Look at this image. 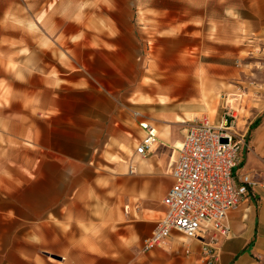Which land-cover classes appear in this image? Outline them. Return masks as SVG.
<instances>
[{"label": "rangeland", "instance_id": "374dc122", "mask_svg": "<svg viewBox=\"0 0 264 264\" xmlns=\"http://www.w3.org/2000/svg\"><path fill=\"white\" fill-rule=\"evenodd\" d=\"M191 4L194 7L189 0H0V235L37 232L41 217L53 218L56 206L73 199L81 188L86 194L98 191L101 177H110L112 185L122 178V185H132L136 173H129L128 165L141 137L132 99L120 104L127 112L122 137L113 144L88 146L85 163L93 169L82 168V163L74 167V162L63 172L52 159L62 141V124L88 110V83L97 69L107 68L92 58L110 55L119 62L110 73L120 69L127 94L152 69L176 63L174 42L192 65L230 57L236 66L262 68L264 0ZM188 8L194 13L187 31H171L170 20H182ZM104 13L110 15L107 33L112 44L98 49L92 45L98 33L93 24ZM221 111L219 107L216 123ZM236 120L237 115L234 129L242 134ZM119 197L122 209L140 199L139 194L112 191V201Z\"/></svg>", "mask_w": 264, "mask_h": 264}, {"label": "crops", "instance_id": "0c3cea01", "mask_svg": "<svg viewBox=\"0 0 264 264\" xmlns=\"http://www.w3.org/2000/svg\"><path fill=\"white\" fill-rule=\"evenodd\" d=\"M189 1L191 7V3L198 6L202 2ZM190 8L182 20H170L171 31H187L194 13ZM211 11V16L217 15L216 9ZM100 18H93L98 33L92 45L109 49L110 15L104 13ZM178 48L174 42L176 63L152 69L130 94L125 76L117 72L120 69L114 67L113 76L110 73L111 66L119 65L117 60L110 55L92 58L94 64L107 68L97 69L88 83V110L62 124V141L52 159L63 172L74 162V167L82 163V168L93 169L85 163L88 146L113 144L122 137L127 112L120 104L127 99H132L140 118L156 128V147L153 145L146 156L137 155L134 147L129 163L136 167L132 185H122L126 182L123 178L112 185L110 177H101L98 191L86 194L87 189L81 188L73 199L56 206L53 218L41 217L37 232L0 235V264H204L199 240L177 232L165 246L144 252L141 245L165 211L162 199L173 183L171 169L185 127L206 114L217 124L219 107L222 113L226 107L238 112L236 126L247 142L239 152L234 173L256 174L257 184L229 213L228 234L215 245L214 264H264V42L262 68L258 70L236 66L230 57L192 65ZM239 82H245L244 87ZM143 134L141 130L137 143ZM112 191L139 194V202L122 209L121 197L112 201Z\"/></svg>", "mask_w": 264, "mask_h": 264}, {"label": "built area", "instance_id": "2783aa9c", "mask_svg": "<svg viewBox=\"0 0 264 264\" xmlns=\"http://www.w3.org/2000/svg\"><path fill=\"white\" fill-rule=\"evenodd\" d=\"M134 116L144 133L135 153L146 156L158 141L157 131L139 112ZM235 118L226 107L217 124L204 117L185 127L171 169L173 183L162 199L165 211L142 242V251L165 246L177 232L199 240L206 263L215 260V245L228 234L229 213L257 184L256 174L234 173L239 152L247 145L234 129ZM128 172H136L134 164L128 165Z\"/></svg>", "mask_w": 264, "mask_h": 264}, {"label": "trees", "instance_id": "16d2710c", "mask_svg": "<svg viewBox=\"0 0 264 264\" xmlns=\"http://www.w3.org/2000/svg\"><path fill=\"white\" fill-rule=\"evenodd\" d=\"M259 121H260V118L257 119V120H255V121L253 122L252 126H255Z\"/></svg>", "mask_w": 264, "mask_h": 264}, {"label": "bare ground", "instance_id": "6f19581e", "mask_svg": "<svg viewBox=\"0 0 264 264\" xmlns=\"http://www.w3.org/2000/svg\"><path fill=\"white\" fill-rule=\"evenodd\" d=\"M178 145L180 146V144L178 143Z\"/></svg>", "mask_w": 264, "mask_h": 264}, {"label": "snow or ice", "instance_id": "6c2138e0", "mask_svg": "<svg viewBox=\"0 0 264 264\" xmlns=\"http://www.w3.org/2000/svg\"><path fill=\"white\" fill-rule=\"evenodd\" d=\"M182 223V222H181Z\"/></svg>", "mask_w": 264, "mask_h": 264}]
</instances>
